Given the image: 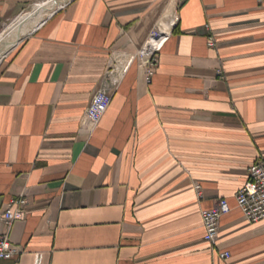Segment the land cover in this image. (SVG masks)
I'll return each mask as SVG.
<instances>
[{"label": "crops", "instance_id": "crops-1", "mask_svg": "<svg viewBox=\"0 0 264 264\" xmlns=\"http://www.w3.org/2000/svg\"><path fill=\"white\" fill-rule=\"evenodd\" d=\"M33 1L0 0V28ZM158 47L146 82L136 54ZM258 158L264 0H70L0 59V215L26 201L0 264H264V220L235 200Z\"/></svg>", "mask_w": 264, "mask_h": 264}, {"label": "built area", "instance_id": "built-area-1", "mask_svg": "<svg viewBox=\"0 0 264 264\" xmlns=\"http://www.w3.org/2000/svg\"><path fill=\"white\" fill-rule=\"evenodd\" d=\"M154 33L155 31L153 30L150 36ZM209 45H213L212 41L209 42ZM159 47L154 50L147 59H143L139 51L136 54L138 62L144 69L146 82H150L157 67V51ZM112 72L113 69L109 72V78H111ZM110 102L111 95L104 89H100L93 94L83 116L82 125L85 127L86 131H92L98 125L102 116L108 109ZM196 189L199 194V187H196ZM235 200L245 220L251 223L264 220V159L258 158L248 168L246 182L235 193ZM25 203V198L22 196L13 198L5 204L4 211L0 215V222L6 226L7 230L10 229L14 220L23 217ZM229 210L230 208L227 201L225 199H220L213 208L205 209L200 212L205 230V241L214 244L219 233L220 219L224 214L228 213ZM15 253V248H13L9 242L8 233L5 235L0 234V260L9 259ZM219 257L226 259L229 257V253H219Z\"/></svg>", "mask_w": 264, "mask_h": 264}, {"label": "bare ground", "instance_id": "bare-ground-1", "mask_svg": "<svg viewBox=\"0 0 264 264\" xmlns=\"http://www.w3.org/2000/svg\"><path fill=\"white\" fill-rule=\"evenodd\" d=\"M70 0H40L34 3L26 15L20 16L16 21L7 25L0 34V59L29 33L34 31L56 10L64 6ZM121 72V69L119 70ZM112 81L119 78L111 77Z\"/></svg>", "mask_w": 264, "mask_h": 264}, {"label": "rangeland", "instance_id": "rangeland-1", "mask_svg": "<svg viewBox=\"0 0 264 264\" xmlns=\"http://www.w3.org/2000/svg\"><path fill=\"white\" fill-rule=\"evenodd\" d=\"M37 1H38V0H35V1L31 2L30 5L27 7V9H26L23 13H21L17 18H15L11 23H13L14 21H16V19H18L20 16H22V15H26V14L29 12L31 6H32L34 3H36ZM11 23L9 22L8 24H6V25L3 26L2 28H0V34H2V33L4 32V30H5V27H6L7 25L11 24ZM154 30H155V28H154ZM22 39H23V38H22ZM140 49H141V48H140ZM138 51H139V50H138Z\"/></svg>", "mask_w": 264, "mask_h": 264}]
</instances>
